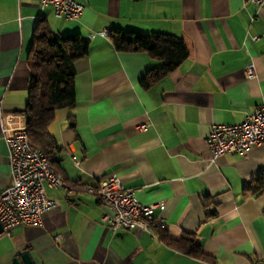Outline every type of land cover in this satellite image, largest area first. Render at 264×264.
Instances as JSON below:
<instances>
[{
  "label": "crops",
  "instance_id": "crops-1",
  "mask_svg": "<svg viewBox=\"0 0 264 264\" xmlns=\"http://www.w3.org/2000/svg\"><path fill=\"white\" fill-rule=\"evenodd\" d=\"M77 1L85 9L67 21L38 0H0V113L27 104L36 29L79 32L90 40L89 53L75 62L76 102L58 108L49 127L59 147L57 172L72 189L47 186L58 207L39 225L16 226L0 237V264H14L23 251L34 264L264 260V186L256 190L264 142L245 155L214 157L207 147L213 124L240 123L264 102V7L248 0ZM107 28L173 34L184 39L189 55L144 88L141 79L162 61L117 51L100 34ZM250 64L256 70L251 78L245 72ZM109 176L137 189L142 203H158L153 219L166 225L113 232L101 220L111 209L83 190ZM11 182L0 129V192ZM162 231L173 240L194 235L207 258L169 245Z\"/></svg>",
  "mask_w": 264,
  "mask_h": 264
},
{
  "label": "built area",
  "instance_id": "built-area-1",
  "mask_svg": "<svg viewBox=\"0 0 264 264\" xmlns=\"http://www.w3.org/2000/svg\"><path fill=\"white\" fill-rule=\"evenodd\" d=\"M42 7H52L57 18L67 21L79 19L85 5L77 0H38ZM258 7H264V0H248ZM104 36L110 29L100 32ZM91 33L90 37H94ZM255 36L254 39H257ZM247 77L256 74L254 64L245 69ZM141 124L139 129H146ZM1 133L9 147L11 184L0 192V237L10 235L11 229L20 225H39L43 214L58 207L56 199L47 193V186L72 189L56 171L47 155L36 146L29 136L28 115L19 112L0 113ZM264 142V102L259 108L247 114L236 124H213L207 137V147L214 157L227 153L245 155L256 144ZM77 163L79 161L77 160ZM84 191L97 197L100 203L109 207L104 212L102 222L113 231L120 229H142L149 231L154 225L164 227L163 220L153 219L158 203L144 204L137 197V189L126 188L116 176L104 177L97 185L86 186ZM61 235H58L59 239ZM253 264H264L257 259Z\"/></svg>",
  "mask_w": 264,
  "mask_h": 264
},
{
  "label": "trees",
  "instance_id": "trees-1",
  "mask_svg": "<svg viewBox=\"0 0 264 264\" xmlns=\"http://www.w3.org/2000/svg\"><path fill=\"white\" fill-rule=\"evenodd\" d=\"M117 51H142L162 61V66L147 71L141 79L144 88L168 75L188 57L182 37L169 33L145 34L135 29L113 28L108 35ZM90 51V40L79 32L56 35L47 28L36 29L30 50L31 83L24 111L28 115L29 136L48 157L57 171V143L49 132L58 108L73 106L77 99L75 62ZM264 186V173L256 179V190ZM252 190L253 187H249ZM161 239L188 255L205 259L194 235L173 240L164 231Z\"/></svg>",
  "mask_w": 264,
  "mask_h": 264
},
{
  "label": "water",
  "instance_id": "water-1",
  "mask_svg": "<svg viewBox=\"0 0 264 264\" xmlns=\"http://www.w3.org/2000/svg\"><path fill=\"white\" fill-rule=\"evenodd\" d=\"M0 231H3L1 224H0ZM13 262H14V264H34L29 251H23L21 253V257L15 258L13 260Z\"/></svg>",
  "mask_w": 264,
  "mask_h": 264
}]
</instances>
